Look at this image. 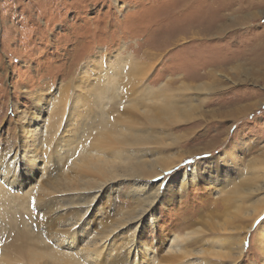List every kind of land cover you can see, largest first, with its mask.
Returning <instances> with one entry per match:
<instances>
[{
	"label": "rangeland",
	"instance_id": "1",
	"mask_svg": "<svg viewBox=\"0 0 264 264\" xmlns=\"http://www.w3.org/2000/svg\"><path fill=\"white\" fill-rule=\"evenodd\" d=\"M260 54L264 57V0H0V154L8 151L19 154L18 123L25 126L21 115L30 112L34 94L40 95L46 103L51 102L56 96V87L68 79L63 76L65 71L81 78L79 76L86 70L82 68L84 63L93 61L98 67L108 56L105 58L112 66L117 55L138 61L137 68L141 70L138 76L142 77L143 83L132 88H139V97L134 104L141 112L137 113L134 108L129 109L128 114L122 112L118 100L126 99L127 88L131 87L122 79L117 96L110 94L95 104L81 107L82 115L77 118L86 128L87 123L83 120L88 115L103 117L109 114L120 122L137 115L136 124L142 129L139 132L151 135L152 140L153 135L157 138L137 146L139 152H144L141 157L149 163L159 159L161 163L154 164L156 168L159 164L173 166L156 178L139 177L136 169L130 167L136 159L133 157L137 154L135 149L128 151L131 157H127L125 166H119L117 158L124 156L116 152V145H111L106 149V157L114 160L112 176L94 198L90 211L71 231V227L64 226V215L58 217L51 213L43 218L37 215L40 210L33 200L36 198V203L43 205L42 189L48 175H54L56 182L62 175L71 176L73 164L81 154L78 148L83 147L81 141L83 145L85 137L77 139L71 130L69 148L48 155L43 150L28 147V152L37 156L33 167H28L32 172L30 178H26L30 185L23 187L24 194L17 193L14 198L6 195L10 205H0V244L5 234H18L19 227L33 237L28 252H18L17 259L12 258L11 263L108 264L110 261H105L104 251H100L95 261L83 260L72 253L70 261L67 254L60 253L76 251L74 246L67 248L68 240L75 234L77 245L82 246L89 240L90 233L96 235L110 229L105 233L110 234L112 247L118 248L124 241L126 246L130 241L134 243L132 247L137 253L138 264H147L152 255L153 262L148 264L157 263L156 260L159 264H167L163 258L175 253L172 249L176 246L170 247L171 242L176 241L172 239L173 234H182L189 229H179L180 224L189 219L195 220L190 229L202 231V241L191 247L194 248L191 249L194 252L192 264L199 258L195 252L198 249L210 251L213 240V245L221 250L219 247L223 245L215 238L230 236L227 234L236 230L232 226L238 225L241 219L248 220L250 214H257L260 209L257 212L254 209L264 196V175L261 174L264 171V59L258 64L255 60V55ZM214 70L221 75H215ZM182 81L191 88L195 85L207 87L208 84L211 87L198 90L202 100L198 101L200 106L194 111V118L177 122L172 129L169 123L157 127L168 132L160 139L144 114L148 112L147 117L155 118L162 116L164 97L194 95L195 88L178 89L183 85ZM78 87L86 93V87L81 83ZM75 117L72 123L79 126ZM60 133L64 134V131L60 130ZM219 154L218 169L224 179L221 177L219 183H214L216 177L204 175L206 181L194 183L196 176L192 178L190 172L195 163ZM24 165L28 166V161ZM185 171L188 179L181 186ZM244 174L260 177L255 176L259 188L253 189L250 195H240L235 186ZM140 183H146V189L153 192V198H145L142 203L140 198L145 191L138 186ZM88 190L91 200L95 194L84 189ZM223 197L225 204L219 201ZM85 200L79 207L86 206ZM211 203L213 208L208 206ZM236 206L240 207L239 212ZM235 213L242 218L236 219ZM263 217L264 210L250 223L253 224L249 225L251 227L243 226L246 246L235 264H264V256L255 242ZM84 219L87 220L85 227ZM225 221L232 225L224 224ZM212 223L226 227L222 229L219 225L217 230L211 229ZM46 225L54 226L49 229L54 231L68 229L71 236L64 235L67 243L57 245L55 240H47L43 236L44 231L47 233ZM112 256L126 257V249L113 251ZM212 258L214 264L227 262L226 258Z\"/></svg>",
	"mask_w": 264,
	"mask_h": 264
},
{
	"label": "bare ground",
	"instance_id": "2",
	"mask_svg": "<svg viewBox=\"0 0 264 264\" xmlns=\"http://www.w3.org/2000/svg\"><path fill=\"white\" fill-rule=\"evenodd\" d=\"M246 2L248 3L249 1H246ZM244 8L247 9L248 6H245ZM255 56H256V59H255L256 64L261 63L262 60L264 59V57H261V54L255 55ZM105 57H108V56H105ZM105 57L102 59V61L99 62L100 65L98 64V67L94 65L95 63L92 61V59H91L92 62L84 63V65H82V68H85L86 70L85 71L83 70L85 72V74L83 73L84 75L81 74L79 76L81 78L75 77L74 73L70 75L68 71H65L63 73V76L68 77V79L66 80V82L61 84L59 87L58 86L56 87L57 93H56V96L53 97L51 102L46 103L44 100H42L40 95L37 96L36 94H34L33 107L31 108L30 112L24 113V115H21L24 122H26L25 126H22L21 123H18L19 124L18 130L20 132L19 133V148H18L19 154L14 155L12 151H8L5 154H0V198H4L0 200V205L1 204L10 205V199H8L6 195H9L10 197L14 198L15 197L14 195L17 193L18 194L25 193L22 189L24 186H26V184H29V180L27 181L26 178L27 177L30 178V176L32 175L31 169H29L28 167L29 166L33 167V165L36 162L35 157H37L34 152H28V147L43 150L46 152L47 155L53 154V152L56 153V152L62 151L64 148H66L67 146L71 144V141H72L70 139V136H72L71 130L75 132V136L77 137V139L83 140L82 138L85 137V143L83 145L81 141V146L83 147L80 148L79 146L78 148L81 151V154L79 158L75 160L76 162H74L73 164V172L71 176L61 174L62 177L59 178V180L56 182L54 175L52 174L48 175L46 178V184L44 188L42 189L43 205L37 204L36 198H34L35 200H33V202L35 203L34 204L35 207H37L40 210V212L37 215H40L41 218L47 217L48 214H51V213L55 214L58 217L64 215L63 216L64 226L71 227L69 228L71 229V231H74L75 227L73 228V226L75 225L78 226V224H80L79 222V220H81L80 218L85 217V214L88 211H90V209L92 208L94 204L93 203L94 198H96L98 192H100L104 188V185H107L105 183L110 179V176H112V172H113L112 167H114V164H113L114 160L109 159V157H106V154H107L106 149L110 148L111 145L113 146L116 145L117 147L116 152L124 156L122 158H117V163L119 166H125L127 157L128 159L131 157V156H128V153H129L128 151L131 148L135 149L137 154L135 153H132V154H135L133 155V157H135L136 159H134L135 161L133 160L134 163L130 164V167L136 169V172L138 173L139 177H142V178L143 177H155L156 178L160 176L161 174L166 173L170 168L173 167L171 164L170 166L159 164L158 165L159 167L156 168L154 164L161 163L159 159L154 160L153 158L154 163L152 162L149 163L147 162L146 159L141 157L144 152L140 151L141 152L140 153L136 149L137 146L141 144L142 145L147 144L149 142L154 141L157 138H155V136L153 135L154 140H152L150 137L151 136L150 134H149L150 136H148L146 135V133L139 132V131H142V129L136 124L137 122L135 121V119L137 118V115H136V118L130 119L124 122H120L117 118H114L112 115H109V114L103 117H98L96 115H88V116H85L83 120V122L87 123L86 128L82 126L80 119L77 118L78 116L80 118V116L82 115L83 110L80 109L81 107L84 108V106L86 107L90 104H95L102 97L111 96L110 94H113V95L116 94L117 96L116 91L117 90L119 91V89L122 88L121 87L122 79H124V82H126V84H129L131 86V87L128 86L127 88L126 95L128 96L126 97V99L118 100L119 105L123 108L122 112L128 114L129 109L131 108H134V110L137 113L141 112L140 109L134 104L138 100V97H139V92H138L139 88L137 89L132 88L133 85H136V84L139 85L140 83H143L142 77L138 76V74L141 72V70L137 68L139 66L138 61H134L130 58L121 57V56L116 55L115 64L111 66L108 62V59H106ZM86 64H89L88 66H93L92 69L90 68L91 71ZM126 65L129 68H127ZM213 72L215 75H221L216 70H214ZM93 74L95 75L91 79H89L90 75H93ZM74 80H79V81L76 83ZM80 83L81 85L86 87L85 88L86 93L81 88L78 87ZM182 84L183 85H181V87H178V89L183 88V87L187 89L195 88V94L194 95L188 94L189 96L187 94H178L173 97L171 96L164 97L163 99L164 106L162 107L163 109L161 110L163 115L160 117H157V118L147 117L148 112L144 114L145 118H147V120L150 123L149 125L152 128H154L156 134L159 135L160 139H163L161 135H165L168 132L167 131L164 132L163 130L160 129V127L159 128L157 127L158 126L163 127L164 125L167 126L169 123L170 129H172V126L175 123L187 122L188 120H191L192 118H194L196 115L194 111L198 110L200 106V102L198 101L202 100L198 90L200 91L201 89H206V88L211 87L208 84L207 87H203V85H195L193 88H191L190 86H188V83L184 81H182ZM124 108L126 109V111L124 110ZM131 113L134 114L135 112H131ZM42 115H43V118L40 119ZM74 115L76 116L75 118H77V122L79 123L78 124L79 126H76L77 124L75 125V123H72L74 119ZM39 119L41 122H38ZM39 123H41V125ZM37 129H39V131L40 129H42V131L39 132ZM60 130H63L64 134H61ZM158 135L156 137H158ZM87 136L88 138H86ZM175 139L176 137L173 138V140ZM151 146H153V144ZM69 150L70 149H68V151ZM20 154H21V157H20ZM69 154H71V152H69ZM74 155L75 154H73V156ZM220 157H221V154H219L218 156H214L212 158L202 159L200 162H196L190 172L192 178L196 176L195 177L196 180H194L193 182L200 183L204 181L206 179L204 178V175H207V176L213 175L214 177H216V179L214 180V183H219L220 182L219 178L221 177L224 179L225 176H222L218 169ZM70 158H67V159L70 160ZM27 161H28V166L26 165L27 166L26 167L24 163ZM43 174H44V171L42 175ZM261 174L264 175V171ZM255 176L260 178L258 175H254V174L250 176L249 175L247 176L244 174L243 176L239 177V179L236 181L237 184L236 185L234 184V185L238 186L240 195L241 194L250 195L253 192V189L256 190L259 188L258 186H256ZM186 179H188V174L185 171L180 181L181 186L185 185ZM138 186L141 189H144L145 191L144 193H142V196L140 198L141 203L144 202L145 198H149L148 200L153 198V192L149 191V189H146L147 187L146 183H140ZM84 189H90L91 191L94 192L95 195L94 196L92 195L93 199L89 200L88 197H90L89 196L90 191L89 190L84 191ZM11 190L15 192H10ZM53 198L57 200L56 204L54 203L55 200ZM86 198L87 200H85ZM83 199L85 200L84 202H87V204L85 207L82 208L79 206L83 203L82 202ZM224 199H225L224 197L222 199L220 198L219 201L223 203ZM260 201H261V204H260ZM260 201H259L260 205H258L254 209L256 212L260 209V211H258L257 214H254L253 216L250 214V216L248 215L249 219L244 220V219H241L242 217L239 218V215L235 213L236 219L238 218L241 219L238 225L232 226V227H235L236 230L234 229L235 231H233L232 233L230 232L231 234H227L226 232V234L230 236H217L215 238V241L222 243L223 246L219 247L221 250H218V247H216V245H213L214 244V240H213L211 241L213 244L210 243L211 244L210 247H212L210 251L206 252V251H202L198 249L195 252L199 254L198 255L199 258H197L196 262H193V264H214L212 257H219V258L227 259L226 263L223 261L219 264H235L237 262V259L239 260L240 257L242 256L244 247L246 246V239H245V236H242V229L246 225L248 228L251 227L253 224H250V223L257 220L263 213L264 196ZM55 205L59 207L58 208L54 207ZM208 206L209 208L214 207L212 203L211 205H208ZM237 207L238 206H236V209L239 212L240 207L238 208ZM142 212L143 211H141V213ZM82 223H84L83 227H85L87 225V220L83 221ZM228 223H226L225 221L224 224L228 225ZM193 224H195V220L193 219L186 220L184 223L180 224L179 229H184V228L185 229L189 228V229H186L182 234H173L172 239L173 240L176 239V241L174 244L171 242L170 247L176 246L175 248L172 249L175 251V253H171L172 250L169 249L171 254L163 258L167 262V264H192L191 259L193 258H191V256L193 255L194 252H192L193 250L191 251V249H194V248H191V247L192 245L202 241L201 240L202 231L197 228L190 229V227H193ZM229 224L232 225V223H229ZM6 225H9V224H6ZM219 225L220 224L216 225V223H212L211 229L213 228L216 229V227ZM5 227L6 226L4 225V228ZM219 227H222L223 229L226 226L224 227L222 224ZM19 228L20 230H18L19 232L18 234H14L13 236L12 235L7 236V234H5V237L0 244L1 245L0 264H12L11 263L13 262L12 258L17 259L15 255L18 252H23V254H26L28 252V245L32 242L33 237L30 238L28 234H26L27 232H24L25 230L22 231V227H19ZM51 228L50 226H47L46 228L47 233L44 231L43 236H45L47 240H50V239L55 240L57 245H62V244L64 245L65 243H67V240L64 239L65 238L64 235H67L69 233V232L67 233L68 229L67 231L60 232L59 230L54 231V229L49 230ZM109 230L107 231L109 232ZM107 231L105 230V232ZM101 232L97 233L96 235H91L92 233H90V236L87 234L89 236V240L88 241L86 240V242L82 246L77 245L78 241L75 238L76 237V234H75L74 236L71 237L70 240H68V244L70 245H68L67 248L70 246L72 247L74 246L73 249L76 251L70 252V253L62 252L60 254H67V257H68L69 255L72 256L71 255L72 253L73 255H76L79 258H83V260L95 261L94 259L100 256V253H101L100 251H104L105 253L103 254H105V258H106L105 261H110V263L108 264H138L137 259H136L137 253L136 254L134 253L135 252L134 247H132L134 243H131L130 241L129 242L130 245L126 246L125 241H124V243L120 244V247L118 248H116L117 246L112 247L111 240L109 237L110 234L105 233V232L101 233ZM68 235L71 236V234H68ZM170 238L171 237H169V239ZM255 242L259 246L264 256V217L262 218L257 228ZM124 249H126V257L121 256L120 258H113L112 256L111 258L113 251L120 252V250H124ZM118 254L120 255V253ZM18 258H21V257H18ZM62 258H64V256ZM71 258H70V261H71ZM132 258H134L135 260L130 261V259ZM64 260L69 261L65 258ZM152 260H153V255L149 256L148 263ZM156 261L157 263H153V264H159L158 260Z\"/></svg>",
	"mask_w": 264,
	"mask_h": 264
}]
</instances>
